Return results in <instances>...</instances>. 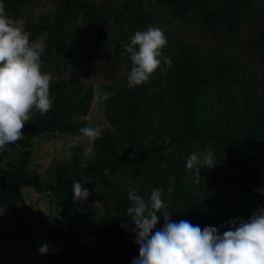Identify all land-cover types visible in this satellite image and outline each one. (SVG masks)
<instances>
[{"label":"trees","instance_id":"obj_1","mask_svg":"<svg viewBox=\"0 0 264 264\" xmlns=\"http://www.w3.org/2000/svg\"><path fill=\"white\" fill-rule=\"evenodd\" d=\"M154 1L174 18L183 19L196 13L210 30L223 28L233 34L240 26L257 21L254 12L258 0ZM259 1L264 3V0ZM24 2L3 0L4 6L11 8ZM77 13L104 28H109L111 21H134L136 26L150 21L142 10L130 9L128 4L116 11L105 5H94L91 0H57V8L49 15L48 47L44 49L42 61L51 54L64 65L77 66L71 48L75 41L71 24ZM29 32L30 39L35 28ZM129 42V38L114 39L115 51L121 52V46ZM250 47L264 63V29L253 35ZM171 73L168 94L174 114L167 113L164 94L150 80L132 89L106 87L105 92L114 91L115 95L102 101L110 124L102 126V138L92 142L93 152L87 158L81 157L79 145L72 147L68 158L52 168L50 180L45 183L26 170L30 142L42 134L80 136L79 130L86 127L84 118L93 99L90 84L73 78L52 80L51 110L43 116L33 115L22 129L23 138L14 143L21 148L17 159L6 163V169H0V175L6 181V188L0 189V209L11 213L22 231L26 230L18 209L24 205L22 187H30L37 193L47 192L60 206L62 222H57L50 237L45 239L50 244L49 252L31 264H115L113 252L116 250H129L134 258L138 257L139 245L129 231L134 224L127 209L134 204L128 198L130 187L122 179L126 172H138L145 181L155 184L154 172L159 171L163 182L173 187L183 201L185 220L201 229L212 226L221 233L227 230L224 226L247 192L251 198V213L264 207V195L256 191L264 188V94L250 104L242 101L229 114H218L213 111V94L233 78L228 63L206 62L190 50L180 48ZM209 142L216 156L213 171L216 186L210 185V194L207 190H194L195 184L181 162L183 153L205 150ZM170 147L172 150L168 153ZM2 160L0 157V163ZM105 169H108L107 175ZM85 180L92 182L84 185L91 196L105 195L114 212L101 244L95 238V209L85 200L73 202V181ZM157 215L156 229H160L164 224L163 215ZM0 234L9 235L2 228ZM11 237L15 239L13 234ZM10 262L9 259L8 263L0 261V264Z\"/></svg>","mask_w":264,"mask_h":264},{"label":"rangeland","instance_id":"obj_2","mask_svg":"<svg viewBox=\"0 0 264 264\" xmlns=\"http://www.w3.org/2000/svg\"><path fill=\"white\" fill-rule=\"evenodd\" d=\"M94 5L101 4L110 10H119L126 4L130 9L142 10L150 17L147 24L136 26L134 21H111L109 28H104L96 21L77 13L71 24V31L75 39L71 48L77 60V66H67L61 63L55 55L43 61L42 71L52 74L53 80L61 78H73L90 84L93 91V99L89 111L84 118L86 126H109L107 121L106 105L98 100L106 87L121 88L127 86V75L131 70L129 56L115 51L114 39L120 37L129 38L137 31H144L149 27H158L163 30L167 45L162 49L163 55L172 59V65L176 60V52L180 48L188 49L199 59L206 62L219 61L229 64L233 78L221 89L213 94V111L229 114L233 107H239L241 102L252 103L264 94V63L253 53L250 41L253 35L264 29V3L256 1L255 23L240 26L236 33H230L223 28L210 30L193 13L183 19L172 17L162 5L154 0H91ZM57 8V0H25L16 8L5 6L7 14L16 19L26 20V30L35 28V34L30 41H39L48 47L49 15ZM102 61V62H101ZM172 67V66H171ZM164 65H161V69ZM149 80L154 87L164 94V105L168 114H174L172 100L168 94V88L172 82L171 68L166 73L158 69ZM166 142V140H165ZM80 146L81 157L87 158L92 152V142L81 137L79 140L66 135L42 134L30 142L28 147L26 170L30 175H37L43 182L50 180L52 168L61 160H66L70 150L74 146ZM172 147L168 148L170 153ZM21 148L15 144L7 145L0 150V169H6V163L14 162ZM204 149H193V152H202ZM192 153V152H191ZM190 153V154H191ZM190 154L183 153L181 162L184 169L194 182L195 172L186 168V160ZM216 159V156H215ZM157 167L161 164L155 163ZM212 169L201 168L199 184H195L194 190L198 192L208 191L210 185L216 186V178ZM155 170V184L144 180L138 172H126L122 179L130 188L138 189V195L146 200L150 196L151 189L164 188L162 199L169 203V210L173 212L171 219L179 222L185 220V206L183 201L173 193H167V184ZM6 188V181L0 175V189ZM21 195L24 205L19 207V212L24 219L26 230L22 231L11 213L6 209H0V228L9 235L0 234V261L10 264H31L38 257H43L38 252L42 242L50 237L52 229L57 222H62L59 214L60 206L47 192L37 193L30 187H22ZM85 202L95 209L94 218L97 228L95 236L98 243H103L105 233L110 227L111 217L114 212L110 200L103 194L89 196ZM250 193L233 215L247 220L251 215ZM164 220V218H161ZM230 219V220H231ZM229 220V221H230ZM228 221V222H229ZM15 236L12 239L11 235ZM115 264H129L134 255L129 250H116L113 252Z\"/></svg>","mask_w":264,"mask_h":264},{"label":"clouds","instance_id":"obj_3","mask_svg":"<svg viewBox=\"0 0 264 264\" xmlns=\"http://www.w3.org/2000/svg\"><path fill=\"white\" fill-rule=\"evenodd\" d=\"M30 35L26 20L10 17L3 0H0V150L22 139V129L33 115L39 113L43 116L53 105L50 98L53 76L42 71L44 45L38 40L30 41ZM167 43L162 29L149 27L137 31L128 44L121 46L132 65L126 81L129 89L147 82L158 69L166 73L171 68L172 59L162 52ZM114 95V91L104 92L98 100L106 101ZM79 131L81 135L74 139L83 137L94 142L102 138L100 126H86ZM82 167L86 168L87 164ZM215 167L211 142L204 151L192 152L186 160L187 170L195 172L196 184L201 179V168ZM104 172L107 175L108 169ZM85 184L92 182L73 181L74 203L87 200L91 195ZM138 191L128 189V198L134 204L127 209L134 224L129 231L139 245V255L131 264H264V207L254 210L247 220L241 217L231 219L224 226L227 230L221 233L216 227L201 229L187 220L173 221L169 203L162 199L163 187H153L147 200L138 195ZM173 191V187L167 188L169 195ZM256 191L264 195V188ZM157 213H162L164 218L160 229H156ZM49 248L48 242H42L38 252L45 255Z\"/></svg>","mask_w":264,"mask_h":264}]
</instances>
